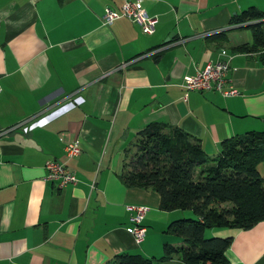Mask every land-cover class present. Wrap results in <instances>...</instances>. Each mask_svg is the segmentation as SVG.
Returning <instances> with one entry per match:
<instances>
[{"label": "crops", "instance_id": "0c3cea01", "mask_svg": "<svg viewBox=\"0 0 264 264\" xmlns=\"http://www.w3.org/2000/svg\"><path fill=\"white\" fill-rule=\"evenodd\" d=\"M122 1L0 0V264H117L120 253L156 264L163 243L182 241L164 231L167 223L190 215L161 209L156 192L118 178L135 132L165 122L212 155L223 138L264 130L262 47L232 49L252 44L253 22L264 41V16L231 22L246 6L264 11V0H139L156 16L150 33L125 16L102 21L104 9ZM220 48L237 93L185 90L183 75L224 58ZM38 116L45 117L26 131L14 126ZM72 140L79 153L68 157L63 147ZM50 158L76 181L58 187L45 179ZM127 203L148 206L139 243L126 229ZM203 234L230 236L224 264H264V219ZM162 264L185 263L172 257Z\"/></svg>", "mask_w": 264, "mask_h": 264}, {"label": "trees", "instance_id": "16d2710c", "mask_svg": "<svg viewBox=\"0 0 264 264\" xmlns=\"http://www.w3.org/2000/svg\"><path fill=\"white\" fill-rule=\"evenodd\" d=\"M264 16V11L246 6L231 22ZM253 41L233 47H262L258 58L264 64V41L259 22L252 25ZM132 150L125 149L118 178L127 187L146 188L159 195L164 210L190 209L195 217L176 218L164 229L181 237L180 244L163 243L156 264L177 257L185 264H224L230 236H204L213 226L249 227L264 219V130H246L223 138L219 150L209 155L199 139L181 128L149 121L135 132ZM117 264H152L150 258L120 253Z\"/></svg>", "mask_w": 264, "mask_h": 264}, {"label": "built area", "instance_id": "2783aa9c", "mask_svg": "<svg viewBox=\"0 0 264 264\" xmlns=\"http://www.w3.org/2000/svg\"><path fill=\"white\" fill-rule=\"evenodd\" d=\"M119 16L128 17L130 20L135 22L144 33L152 32L156 21V16L148 14L140 5L139 0H123L120 8L117 10L105 8L101 14V19L104 23H109L114 18ZM211 33H213V31H202L199 35ZM179 40L183 41L184 37ZM220 54L225 57L213 61L208 60L201 68L195 70L192 74L183 75L182 85L185 90L214 89L222 95H232L237 93L234 83L227 75L230 69V64L226 50L224 48H220ZM78 100V96L69 98L60 107L73 105V103ZM44 117L45 116H38L35 118L21 120L16 122L14 126L19 127L22 131H26L41 122ZM63 148L65 155L68 157L75 156L79 153V146L75 140L66 142ZM43 167L45 170L44 178L53 181L58 187L76 181L73 171L66 168L62 161L50 158L44 161ZM125 209L129 212L130 221V225L126 227V229L133 236L134 242L139 243L144 238V228L141 226V221L148 209V206L143 203H127L125 204Z\"/></svg>", "mask_w": 264, "mask_h": 264}, {"label": "rangeland", "instance_id": "374dc122", "mask_svg": "<svg viewBox=\"0 0 264 264\" xmlns=\"http://www.w3.org/2000/svg\"><path fill=\"white\" fill-rule=\"evenodd\" d=\"M257 168L260 171V173H264V169L261 168L260 164L257 165ZM185 210H188L190 216H182V218L183 217L184 218H186V217H193V216L195 217V214L190 209H185Z\"/></svg>", "mask_w": 264, "mask_h": 264}]
</instances>
